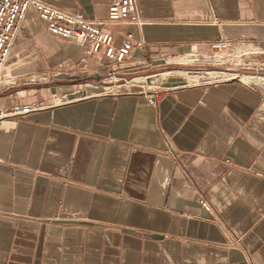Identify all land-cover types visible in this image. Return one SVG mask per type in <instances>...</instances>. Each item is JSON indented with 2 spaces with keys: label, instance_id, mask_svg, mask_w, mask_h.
Masks as SVG:
<instances>
[{
  "label": "crops",
  "instance_id": "obj_1",
  "mask_svg": "<svg viewBox=\"0 0 264 264\" xmlns=\"http://www.w3.org/2000/svg\"><path fill=\"white\" fill-rule=\"evenodd\" d=\"M44 1L106 19L112 0ZM138 1L143 25L106 27L116 46L145 41L116 69L159 75L155 102L99 94L110 67L27 12L0 107L72 100L0 118V264H264V80L157 71L222 39L264 47V0Z\"/></svg>",
  "mask_w": 264,
  "mask_h": 264
},
{
  "label": "built area",
  "instance_id": "obj_2",
  "mask_svg": "<svg viewBox=\"0 0 264 264\" xmlns=\"http://www.w3.org/2000/svg\"><path fill=\"white\" fill-rule=\"evenodd\" d=\"M31 9L38 12L52 36L60 39H74L84 46L86 57L93 58L98 63L110 67L109 70L112 71L108 72L107 78L110 79L111 83L115 81V84L104 86L103 91L99 94L117 95L125 91H132L131 87L133 86H140L143 89L139 91L147 95L150 102L156 101L159 94L158 91L153 92L149 89L155 84L154 81H151L153 75L145 76L149 81L147 80L143 83L134 82L133 80H125V82L119 84L116 83L117 80L121 79L116 71V66L129 57L134 47L144 48L146 45L145 41L133 40L131 35H129L120 46H116L114 34L106 27L110 23L143 25L145 21L141 16L138 0H112L109 4L108 17L106 19H91L81 11L57 7L44 0H0V87L3 84L12 87L17 83L16 77L6 71V66L12 55L14 43L26 19L27 12ZM210 46L212 49L210 54L198 56L196 53H191L194 56L193 62L198 64V66L200 64L220 63H229L231 65L243 64L245 66L250 64L245 61L241 62V58L246 51L241 47L235 46L227 39L211 42ZM59 66L68 71L85 68V64L69 63L68 61H62ZM186 73L198 76L200 80L195 82V84L204 83L206 87L234 78L244 81L239 74H230L232 72L226 71H221L216 76L211 75L209 71H204L201 74L200 71L187 70ZM41 81L48 82L50 79L47 75H44ZM71 100L65 93L53 95L50 103L38 101L25 105L16 104L12 107H0V118L26 116L31 112L43 110L49 106L62 104ZM200 201L204 207L209 208V202L205 198H202ZM240 240V238H237L234 243L238 244ZM231 245L233 244L231 243Z\"/></svg>",
  "mask_w": 264,
  "mask_h": 264
},
{
  "label": "rangeland",
  "instance_id": "obj_3",
  "mask_svg": "<svg viewBox=\"0 0 264 264\" xmlns=\"http://www.w3.org/2000/svg\"><path fill=\"white\" fill-rule=\"evenodd\" d=\"M242 49L245 50L246 53L243 54V56L241 58V62L245 61L246 63H250L249 62L250 61V59H249L250 55H263L264 56V47L253 45L252 48L245 46V48H242ZM193 58H194V56H192V54L188 53V52L183 53V54H177L175 56L173 55L172 57H169V59H168L169 62H168L167 68L163 67L157 71L162 72L163 70H170V71H172V73H180V74H183L185 76H189L190 78L193 76H196V75H192L191 73H186L187 70H195L196 72L200 71L201 74L204 71L205 72L209 71L210 74L213 76H216L217 74L221 73V71H226V72L237 73V74H239V76L247 75L244 77H255V79L253 78L254 80L253 79H250V80L246 79L248 81H246L244 78V81L251 82L254 85H259V83H261V81H262L259 78L264 77V64L259 63V62H257V64L250 63L247 66H245L243 64L231 65L229 63H227V64H223V63H220V64H200L201 66L200 65L198 66V64L193 62V60H192ZM111 71L112 70H109V72H111ZM117 73H118V71H117ZM148 75H153V74H147L145 76H148ZM118 76L121 78V79L116 81V83H118V84L125 82V80H128V81L133 80L134 82L136 81L138 83L139 82L143 83L147 80L149 81V79H147L145 77L141 81H138L132 77L120 75L119 73H118ZM107 77H108V74H106L104 76V80L106 81V83H104V86L115 84V81H113L111 83L110 79ZM158 77H160V76L158 75L156 77V74H154L151 78L154 81V78H158ZM37 82H39V81H37ZM79 82H83V81H79ZM157 85H158L157 82H155V84H153V86L149 88L150 91H155V90L159 89L157 87ZM131 89L132 90H140L143 88L140 86H133V87H131Z\"/></svg>",
  "mask_w": 264,
  "mask_h": 264
},
{
  "label": "bare ground",
  "instance_id": "obj_4",
  "mask_svg": "<svg viewBox=\"0 0 264 264\" xmlns=\"http://www.w3.org/2000/svg\"><path fill=\"white\" fill-rule=\"evenodd\" d=\"M230 74H235V73H230ZM244 76H247V75H241V77H242L243 79L245 78V80H246V79H249V80H250V79H253V78L255 79V77H244ZM256 78H257V77H256ZM258 78H259V77H258ZM254 79H253V80H254ZM259 79L264 80V77H260ZM151 80H152V79H151ZM152 81H153V80H152ZM246 81H248V80H246Z\"/></svg>",
  "mask_w": 264,
  "mask_h": 264
}]
</instances>
